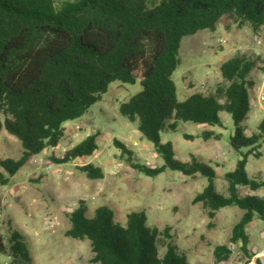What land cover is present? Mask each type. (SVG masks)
<instances>
[{
	"label": "trees",
	"instance_id": "1",
	"mask_svg": "<svg viewBox=\"0 0 264 264\" xmlns=\"http://www.w3.org/2000/svg\"><path fill=\"white\" fill-rule=\"evenodd\" d=\"M223 16L236 28L249 26L257 32L264 25V0H0V130L15 136L22 148L18 158H0V185L9 184L30 157L55 147L64 135V123L82 117L111 82L139 80L140 89L118 109L152 143L162 163H131L132 167L151 177L166 169L204 177L207 183L193 201L201 202L210 214L227 206L242 209L229 241L247 251L248 223L254 218L264 221V195L252 192L263 187L264 180L248 176L245 168L247 156L264 142V117L249 134L244 131L251 109L249 77L257 58L239 54L223 60L222 80L207 93L181 98L172 76L180 63L181 39L214 30ZM221 112L229 115L233 127L229 147L241 155L224 174L227 194L215 189L212 166L194 157L176 158L171 142L161 138L179 121L206 126L199 134L203 139L217 138L219 134L208 127L222 126ZM114 142L130 161L131 151L119 140ZM95 148L91 134L51 159L66 163ZM79 169L92 178L102 175L101 168L90 163ZM239 187L250 191L240 194ZM68 219L66 234L90 242L93 262L190 264L172 242L169 228L147 224L142 210L127 212L121 223L106 205L87 215L80 200ZM230 252L225 244L214 248L217 261ZM0 253L12 264H32L24 236L16 231L6 238L0 234Z\"/></svg>",
	"mask_w": 264,
	"mask_h": 264
},
{
	"label": "rangeland",
	"instance_id": "2",
	"mask_svg": "<svg viewBox=\"0 0 264 264\" xmlns=\"http://www.w3.org/2000/svg\"><path fill=\"white\" fill-rule=\"evenodd\" d=\"M239 54L257 58L249 77L251 103L254 86L264 77V25L257 32L249 26L236 28L226 16L221 17L214 30H199L181 39L180 63L172 75L179 96L212 91L222 80L220 63ZM140 87L139 80L132 84L111 82L101 99L82 117L64 123V135L55 147L30 157L10 177L9 184L0 185V234L4 238L13 231L23 235L32 264H99L92 260L87 239L66 234L70 227L68 214L83 200L87 215L106 205L121 223L127 212L144 211L147 224L160 230L169 228L172 242L186 254L190 264H264V221L254 218L248 223L249 242L247 251H243L238 243L229 241L232 226L243 210L227 206L210 214L201 202L193 201L207 183L204 177L185 176L169 169L151 177L132 167L131 163L148 166L162 163L152 143L141 137L135 123L118 109L119 103ZM251 115L248 112L244 120L246 134L256 129L264 117V114L260 118ZM220 117L222 126L208 127L219 134L217 138L203 139L199 134L207 127L190 121H179L175 130L162 132L161 138L171 142L176 158L186 161L194 157L212 166L215 189L227 194L224 174L235 167L241 155L228 144V136L233 132L229 115L221 112ZM91 134L96 143L92 154L66 163L51 159ZM186 134L191 137L186 138ZM115 140L131 151L130 161L116 147ZM21 150L19 140L2 128L0 158H18ZM88 163L101 168L102 175L92 178L79 169ZM245 168L248 176L264 180V142L247 156ZM249 191L248 187H239L240 194ZM252 192L264 195V186ZM219 244L227 245L231 251L221 261L214 256V248ZM159 250L163 252L164 247ZM0 264H12L7 254L0 253Z\"/></svg>",
	"mask_w": 264,
	"mask_h": 264
},
{
	"label": "crops",
	"instance_id": "3",
	"mask_svg": "<svg viewBox=\"0 0 264 264\" xmlns=\"http://www.w3.org/2000/svg\"><path fill=\"white\" fill-rule=\"evenodd\" d=\"M262 43V40H261ZM263 77L257 82V84H255L254 86V94L253 96V102L251 101V109H250V113L253 114L251 115L252 117L257 116L258 118H260V115L264 114V100L263 101H259L257 99V93H258V88L260 86V83L262 81Z\"/></svg>",
	"mask_w": 264,
	"mask_h": 264
},
{
	"label": "built area",
	"instance_id": "4",
	"mask_svg": "<svg viewBox=\"0 0 264 264\" xmlns=\"http://www.w3.org/2000/svg\"><path fill=\"white\" fill-rule=\"evenodd\" d=\"M219 40L221 41L222 39H219ZM256 41L258 43H261L260 38H257ZM203 87H204V84H201V88H203ZM257 99H258V102L264 100V77H263V79L260 83V86L258 88Z\"/></svg>",
	"mask_w": 264,
	"mask_h": 264
}]
</instances>
